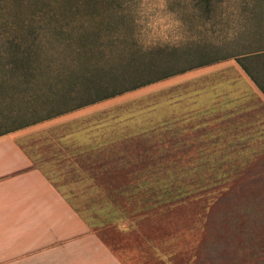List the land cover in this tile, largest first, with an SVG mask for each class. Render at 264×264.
<instances>
[{
  "label": "rangeland",
  "instance_id": "rangeland-1",
  "mask_svg": "<svg viewBox=\"0 0 264 264\" xmlns=\"http://www.w3.org/2000/svg\"><path fill=\"white\" fill-rule=\"evenodd\" d=\"M57 1L22 0L17 8L3 1L0 10L3 18L28 17ZM117 5L124 14L112 19L115 32L134 35L144 49L203 45L215 57L261 52L247 63L264 84V0H214L209 10L199 0ZM78 113L74 123L82 121L84 137L91 139L86 128L127 133L82 156L86 180L76 189L55 171L57 162L44 166L51 164L46 171L55 184L126 264H264V94L235 58ZM33 127L20 141L46 160L42 142L58 126ZM212 166L226 172L216 190L174 195L181 184L209 178Z\"/></svg>",
  "mask_w": 264,
  "mask_h": 264
},
{
  "label": "trees",
  "instance_id": "trees-1",
  "mask_svg": "<svg viewBox=\"0 0 264 264\" xmlns=\"http://www.w3.org/2000/svg\"><path fill=\"white\" fill-rule=\"evenodd\" d=\"M3 1L16 8L22 2L0 0V5ZM199 1L208 10L214 2ZM118 3L119 0H59L36 6V11L28 17L14 13L3 18L0 10V135L229 58L237 60L264 94V84L247 63L248 57L253 59L261 52L215 57L203 45L198 46L199 50H182L180 47L144 49L134 35L121 37L115 32L112 19L124 14L117 7ZM225 106L204 110L196 117L212 110L217 113ZM189 115L185 117L191 118L194 113ZM74 122L70 127H55L53 132L56 134L42 142L46 160L41 156V161L20 141L35 165L44 169L48 159L58 163L71 161L74 157L81 160L84 154L108 146L115 138L127 133L106 128L99 134L96 129L86 128L90 139L82 134L84 129L81 131L79 127L82 121ZM221 170V167L212 166L208 172L210 177L198 182L192 175L188 179L195 182L181 184L174 195L179 198L213 192L226 177V172ZM45 172L50 177L49 172Z\"/></svg>",
  "mask_w": 264,
  "mask_h": 264
},
{
  "label": "crops",
  "instance_id": "crops-1",
  "mask_svg": "<svg viewBox=\"0 0 264 264\" xmlns=\"http://www.w3.org/2000/svg\"><path fill=\"white\" fill-rule=\"evenodd\" d=\"M78 110L33 126L67 125ZM33 126L0 135V264H126L47 176L51 164H34L20 143ZM75 158L55 171L76 189L86 178Z\"/></svg>",
  "mask_w": 264,
  "mask_h": 264
}]
</instances>
